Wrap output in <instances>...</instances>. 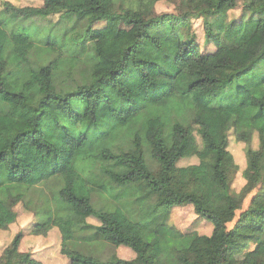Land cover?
Returning <instances> with one entry per match:
<instances>
[{
    "label": "trees",
    "instance_id": "1",
    "mask_svg": "<svg viewBox=\"0 0 264 264\" xmlns=\"http://www.w3.org/2000/svg\"><path fill=\"white\" fill-rule=\"evenodd\" d=\"M1 1L0 230L23 203L31 233L59 228L70 264H264V0ZM160 1L173 11L158 12ZM196 18L216 50H202ZM105 20L133 27L119 58L95 29ZM233 48L244 49L237 64L224 54ZM213 108L228 115L216 131ZM232 134L246 144L243 168ZM26 144L55 163L47 176L24 171ZM178 206L211 233L171 223ZM24 235L0 264H44ZM240 235L254 240L242 257Z\"/></svg>",
    "mask_w": 264,
    "mask_h": 264
},
{
    "label": "rangeland",
    "instance_id": "2",
    "mask_svg": "<svg viewBox=\"0 0 264 264\" xmlns=\"http://www.w3.org/2000/svg\"><path fill=\"white\" fill-rule=\"evenodd\" d=\"M17 6L24 5H36L41 6L44 3V0H11ZM3 8V1L0 0V10ZM242 8V7H241ZM157 11H173V6L167 1H160L157 4ZM233 17H240L241 11L236 10L232 14ZM231 16V17H232ZM95 29L101 31L107 38L105 45V54L110 58H119L121 55L120 49L127 46L133 37V27L118 23L115 20H105L95 24ZM193 29L196 32L197 41H199L202 50L204 52H212L216 50L214 43L206 41L202 19L193 20ZM224 54L228 57L231 63L237 64L241 61L244 49L243 48H233L225 49ZM227 113L213 108L207 114V122L211 125L212 130L216 131L218 126L227 118ZM229 148L234 153L237 161L240 164V167L243 168L246 165V144L238 141L235 136L231 135V141ZM196 158H185L182 163L186 164L189 162L195 161ZM19 161L24 169V171L33 176L34 178H40L47 176L49 172L54 168L55 163L48 156L46 157L43 163H39L33 152V149L30 145L26 144L23 147L22 153L19 155ZM244 180L239 173L235 181V189L239 190ZM56 189V187L54 188ZM258 190V189H257ZM256 189L248 195L245 199L243 208L239 210L240 213L242 210L246 209L251 203L252 197L256 193ZM49 190L44 195L42 206L48 207L50 201V195H48ZM192 206V205H191ZM191 206H178L171 210V223L176 224L183 231H193L198 230L203 233H211L212 225L206 219H200L197 217L193 207ZM18 212L17 220L12 223L8 229L0 230V253L4 247L10 242L13 236L23 230L25 235L21 242V248L23 250H31L33 255L43 260L44 264H67L65 263V256L61 252V232L58 227L54 226L51 228L47 234H33L31 229L35 223L37 217L35 212L25 207L23 203H19L16 207ZM96 221L97 218H95ZM92 222V221H91ZM234 223L230 224L232 226ZM240 246L236 248L235 253L238 257H242L243 254L254 246V240L250 237L240 235L239 236ZM132 250V249H131ZM128 249L121 248L119 250L120 256H132L133 252ZM70 264V261L69 263Z\"/></svg>",
    "mask_w": 264,
    "mask_h": 264
},
{
    "label": "crops",
    "instance_id": "3",
    "mask_svg": "<svg viewBox=\"0 0 264 264\" xmlns=\"http://www.w3.org/2000/svg\"><path fill=\"white\" fill-rule=\"evenodd\" d=\"M64 256H65V255H64ZM65 258H66V257H65ZM65 263H67V264L69 263V259H68V258L65 259Z\"/></svg>",
    "mask_w": 264,
    "mask_h": 264
}]
</instances>
